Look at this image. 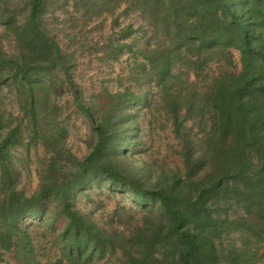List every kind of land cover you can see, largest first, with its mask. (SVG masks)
<instances>
[{
  "label": "trees",
  "instance_id": "trees-1",
  "mask_svg": "<svg viewBox=\"0 0 264 264\" xmlns=\"http://www.w3.org/2000/svg\"><path fill=\"white\" fill-rule=\"evenodd\" d=\"M159 1L119 0L116 8L127 4L124 13H137L144 26L135 29L114 20L119 37L97 49L113 61L128 53L132 81L154 84L156 98L126 88L105 91V101L87 103L74 81L77 52L72 44L66 47V39L74 43L78 30L73 24L71 30H52L48 20H58L61 8L73 21L76 12L94 4L0 0V251L12 254L18 264H41L34 237L24 226L29 218L45 222L54 233L60 263H106L119 256L124 264L261 260L264 0ZM145 25L152 29L151 42L135 49L131 39L139 30L147 33ZM3 38L10 39L9 50ZM232 50L240 54L238 70ZM213 63L222 67L212 76ZM62 86L69 87L90 123V152L83 159L67 157L65 129L46 131L61 111L54 93ZM138 105L170 124L181 168L136 166L127 158L137 131L136 115L128 109ZM38 147L50 156L38 169L39 188L27 195L17 188L13 154ZM68 162L74 165L70 173L63 170ZM94 185L123 191L141 210L140 220L123 230L94 222L75 207L76 198Z\"/></svg>",
  "mask_w": 264,
  "mask_h": 264
},
{
  "label": "rangeland",
  "instance_id": "rangeland-1",
  "mask_svg": "<svg viewBox=\"0 0 264 264\" xmlns=\"http://www.w3.org/2000/svg\"><path fill=\"white\" fill-rule=\"evenodd\" d=\"M94 4L89 6L90 10L81 9L74 14L75 19L71 21L70 15L61 8L57 11V19L49 17V28H66L70 25L77 28V38L74 43L66 39V47L71 46L77 52L74 67V81L79 92L82 93L87 103L96 102V99L105 101V91L115 94L131 88L134 91L148 94L151 100L156 98L157 88L154 84L136 85L132 81L131 67L133 58H129L128 53H124L117 61L107 60L103 52L97 49L107 44L109 39L119 37V27L114 26V20L121 23L134 25L135 29L144 26L143 19L135 12L124 13L127 4L119 0H88ZM160 4L164 0L159 1ZM96 8H94V7ZM114 8L113 12L109 9ZM73 12L72 4L68 6ZM70 14V13H69ZM71 21V22H70ZM147 33L139 30L131 43L136 45L135 49L147 47L152 39V29L145 25ZM73 29V28H72ZM3 29L0 28L2 34ZM60 36L64 37L63 32L56 30ZM10 39L3 38L2 45L5 49H10ZM231 54L235 63V70L240 69V54L232 50ZM221 63H213L210 66V75H217ZM7 96V90H3V96ZM9 102V101H7ZM54 103L61 111L57 115L55 123L48 120L46 131L55 133L58 129H65L64 150L70 159H83L90 152L88 144L92 141L90 123L85 114L80 110L72 98V92L68 86L56 89L54 93ZM136 115V129L131 144L128 145L127 158L136 166L148 164L156 167L168 166L170 168L182 167V161L177 151V140L171 132L170 124L163 115L152 116L149 108L142 105L131 106L128 109ZM158 117V118H157ZM57 136V135H55ZM43 147L38 150L31 149L30 153L20 149L13 154L14 170L16 172V184L19 190H24L27 195H32L39 188L40 180L38 169L42 161L49 158ZM63 170L70 173L74 170L72 162L64 164ZM75 207L88 215L94 222L107 228L117 227L119 230L133 227L142 216L141 210L133 203L123 191L115 192L107 185H94L90 187L86 194L79 195L75 200ZM29 227L37 251L40 254L41 264H67L59 262L61 257L60 246L54 242V233L48 231V225L37 219L29 218L24 224ZM237 236L231 237L229 241L235 240ZM236 245H240L239 242ZM259 251L262 256L257 264H264V243ZM0 264H18L12 254L0 251ZM96 264H124L119 256V260L112 258L108 262Z\"/></svg>",
  "mask_w": 264,
  "mask_h": 264
}]
</instances>
